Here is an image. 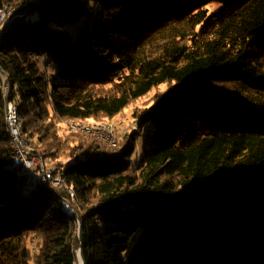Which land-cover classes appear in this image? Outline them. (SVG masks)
<instances>
[{
	"label": "trees",
	"instance_id": "1",
	"mask_svg": "<svg viewBox=\"0 0 264 264\" xmlns=\"http://www.w3.org/2000/svg\"><path fill=\"white\" fill-rule=\"evenodd\" d=\"M5 9L0 264H264V0ZM3 76L33 154L76 194L72 217L65 189L10 169ZM163 86L115 147L61 125L109 122Z\"/></svg>",
	"mask_w": 264,
	"mask_h": 264
},
{
	"label": "built area",
	"instance_id": "2",
	"mask_svg": "<svg viewBox=\"0 0 264 264\" xmlns=\"http://www.w3.org/2000/svg\"><path fill=\"white\" fill-rule=\"evenodd\" d=\"M11 14L12 11L8 9H5L0 13V26ZM3 81L4 96L7 100V123L9 136L15 153L14 161L10 166V169H21L27 173L30 176L33 186L36 188L39 186H48L50 184L55 189H65L68 197L67 199L63 200L62 209L68 216H74L76 213V208L78 207L74 190L65 186L62 177L55 175L54 170L47 166L46 161L42 157L33 154L32 145L26 140L24 136V127L19 114V105L10 101V85L4 76ZM70 128L73 131L102 139L110 145H115L114 141L116 139V130L111 124L90 127L82 125L81 123L71 122Z\"/></svg>",
	"mask_w": 264,
	"mask_h": 264
},
{
	"label": "rangeland",
	"instance_id": "3",
	"mask_svg": "<svg viewBox=\"0 0 264 264\" xmlns=\"http://www.w3.org/2000/svg\"><path fill=\"white\" fill-rule=\"evenodd\" d=\"M222 7H223V5H221V4H214V5L210 6V9L212 12H216V11H219ZM7 19H5L4 23L6 22ZM40 68L43 72L48 73L50 76H55L57 73V70H58L57 65L55 63H52L48 58H43L41 60ZM167 89H168V86H163L159 89L154 90L148 97H146L145 99H143L141 101L134 103L122 115L118 116L117 118H115L109 122L106 121V122L98 123V124L89 123V122H78V123H81L82 125L90 126V127H97V126L108 125V124L113 125L115 127V130H116V132H115L116 139L114 141L115 145H113V144L110 145L109 143L103 141L102 139L96 138L94 136H90V135H86V134L85 135L88 137L94 138L100 142H103L109 147H115L117 145L119 139L123 135H125L131 131H134V130L137 131L138 130L137 129V123H136V121L133 120V117H132L133 113L137 112L139 108L150 105V103L152 102V100L154 99V96L156 94H158L159 92H161V93L166 92ZM70 123L71 122H64L61 125L65 131L75 132V131L71 130ZM78 133H80V132H78ZM47 166H49L51 168V165H50V163H48V161H47ZM81 264H82V262H81Z\"/></svg>",
	"mask_w": 264,
	"mask_h": 264
},
{
	"label": "water",
	"instance_id": "4",
	"mask_svg": "<svg viewBox=\"0 0 264 264\" xmlns=\"http://www.w3.org/2000/svg\"><path fill=\"white\" fill-rule=\"evenodd\" d=\"M79 257H80V260H81L82 264H85V262L82 259L81 253H79Z\"/></svg>",
	"mask_w": 264,
	"mask_h": 264
}]
</instances>
